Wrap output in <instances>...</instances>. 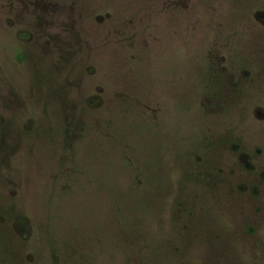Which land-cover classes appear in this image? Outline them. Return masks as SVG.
Listing matches in <instances>:
<instances>
[{
	"label": "rangeland",
	"instance_id": "obj_1",
	"mask_svg": "<svg viewBox=\"0 0 264 264\" xmlns=\"http://www.w3.org/2000/svg\"><path fill=\"white\" fill-rule=\"evenodd\" d=\"M0 264H264V0H0Z\"/></svg>",
	"mask_w": 264,
	"mask_h": 264
}]
</instances>
